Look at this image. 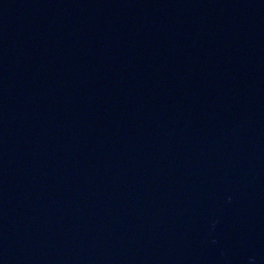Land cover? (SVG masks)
<instances>
[{"label": "water", "instance_id": "obj_1", "mask_svg": "<svg viewBox=\"0 0 264 264\" xmlns=\"http://www.w3.org/2000/svg\"><path fill=\"white\" fill-rule=\"evenodd\" d=\"M0 264H264V0H0Z\"/></svg>", "mask_w": 264, "mask_h": 264}]
</instances>
